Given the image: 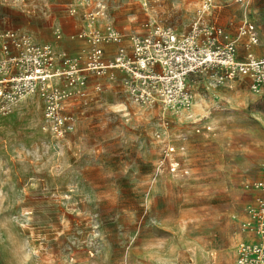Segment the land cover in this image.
Returning <instances> with one entry per match:
<instances>
[{
	"label": "rangeland",
	"instance_id": "374dc122",
	"mask_svg": "<svg viewBox=\"0 0 264 264\" xmlns=\"http://www.w3.org/2000/svg\"><path fill=\"white\" fill-rule=\"evenodd\" d=\"M76 1L0 0V28L74 51ZM102 1L120 33L155 22L184 34L206 0ZM210 2L203 19L224 29L238 60H264V0ZM244 25L256 44L240 35ZM214 73L193 78L180 115L139 107L92 78L64 107L75 126L59 140L42 129L41 99L21 100L0 119V264H235L236 218L256 194L244 185L264 181V82L253 92L247 77L218 85ZM203 125L213 133L195 134ZM168 143L186 176L161 165Z\"/></svg>",
	"mask_w": 264,
	"mask_h": 264
},
{
	"label": "built area",
	"instance_id": "2783aa9c",
	"mask_svg": "<svg viewBox=\"0 0 264 264\" xmlns=\"http://www.w3.org/2000/svg\"><path fill=\"white\" fill-rule=\"evenodd\" d=\"M201 7L184 34L155 22L143 24L139 33H120L102 0H77L68 9L70 17L81 20L79 31L68 37L77 45L74 51H57L50 44L32 41L24 32L0 28V119L12 114L21 100L37 96L44 106L42 129L59 140L75 126L74 118L63 114L64 107L85 97L92 78L118 85L135 105L161 107L164 114L189 111L190 84L208 71H215L218 85L247 77L250 90L258 92L264 82V60L251 54L238 60L236 45L228 41L224 29L203 19L213 7L210 0ZM60 32L56 30L58 39ZM240 35L247 36L248 45L258 41L251 25L241 27ZM92 86L101 91L99 82ZM194 133L209 134L213 129L203 125ZM176 149L165 145L161 165L172 176L184 177L188 171L171 158ZM244 190L256 194L240 217L234 216L243 235L235 246V264H264V181L247 183Z\"/></svg>",
	"mask_w": 264,
	"mask_h": 264
}]
</instances>
